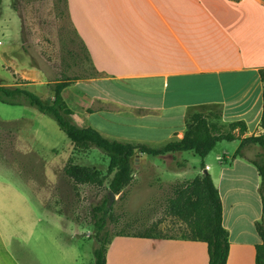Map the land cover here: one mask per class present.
<instances>
[{
    "label": "crops",
    "instance_id": "0c3cea01",
    "mask_svg": "<svg viewBox=\"0 0 264 264\" xmlns=\"http://www.w3.org/2000/svg\"><path fill=\"white\" fill-rule=\"evenodd\" d=\"M66 4L73 32L95 72L90 78L68 79L72 85L63 92L78 126L92 127L109 139L160 148L184 138L191 112L208 111L220 112L224 124L244 122L247 133L242 139L263 133L264 0H66ZM14 48L20 83L10 87L48 88L46 82L36 84L39 70L29 65L25 50ZM48 96L47 101L54 99L52 92ZM15 107L22 109L17 116L1 121L16 127L0 128V264H42L41 258L50 257L43 248L48 246L57 250L53 264H78L81 255L56 246L50 237L53 226L43 225L39 210L44 198L65 196V184L73 181L65 168L80 154L75 155L69 139L64 150L52 146L47 139L53 136L40 125L46 119L31 108ZM230 144L224 150L222 144L216 147L215 158L205 159V170L223 203L230 241L227 264H255L256 247L262 243L256 230L263 216L261 177L254 159L244 152L234 158L240 140ZM26 155L32 162L43 161L42 174L24 173ZM175 156L153 158H159L167 172L177 173L176 181L154 163L148 167V155L137 153L131 185L159 176V186L171 192L161 203L165 220L179 224L180 235L164 232L162 221L140 233L119 231L108 246L106 264H209L207 243L180 238L186 225L167 214L166 201L175 189L205 174L201 169L193 180L184 178L189 161L182 154ZM173 163L176 169L169 168ZM137 169L143 172L136 173ZM48 211L68 231L62 216ZM152 230L164 237L140 236Z\"/></svg>",
    "mask_w": 264,
    "mask_h": 264
},
{
    "label": "rangeland",
    "instance_id": "374dc122",
    "mask_svg": "<svg viewBox=\"0 0 264 264\" xmlns=\"http://www.w3.org/2000/svg\"><path fill=\"white\" fill-rule=\"evenodd\" d=\"M14 47L24 49L30 59L29 65L39 70L38 75L40 77L35 80L36 84L41 81L48 83V88L40 86L39 89L32 88L31 90L45 101L48 100V95L53 93L52 85L55 83L68 79L95 76L87 51L81 49V44L69 22L66 0H3L0 6L1 86L10 87V84L20 83L17 74H15L18 61ZM11 49H14L12 53L6 54ZM35 75L29 72V77L36 79ZM31 109L36 115L46 119L40 125H45L51 134L50 136H53L47 141L52 146L66 149L69 140L57 122L53 118L39 113L36 109ZM21 110V108L7 106L0 102V128L14 129L15 123L5 124L1 120L17 116V112ZM230 143H219L222 144L220 150H224L227 146L230 147ZM243 152L254 160H259V157L264 155V150L258 145H250ZM181 154L189 161V169L182 174L184 178L193 180L202 169V160L192 152ZM175 157L178 160V156ZM210 157L211 159L215 158L214 151ZM24 158L28 161H25V165L27 164L25 168L27 169H24V173L30 174L32 171L43 173L44 166L41 159L35 163L32 162L29 155L24 156ZM75 159L82 166L92 167L107 173L109 157L97 148L77 155ZM148 159V167L154 163L156 167H159V172L170 176L175 181L179 179L177 173L166 171L165 165L159 158L148 156ZM180 161L182 160L179 159ZM175 164H171L169 168L176 169ZM139 171L143 172V169H137L135 172L138 173ZM158 177L156 176V178L146 182H136L122 194L114 197L108 192V185L104 188L92 185L76 186L72 181L68 185L65 184L64 197L54 196L43 199L39 210L40 216L43 218V225L50 224L53 226L50 230V237H54L56 246L71 251L76 250L81 255L78 264H94V250L97 242L94 238L93 210L95 207L103 205L106 200L110 201L111 206V216L108 221L112 237L119 231L130 234L144 232V227L159 221H162L160 228L164 232L169 235H180L179 224L170 219L165 220L161 203L171 192L168 190L169 188L167 189L161 184L159 186V181L156 180ZM145 193L146 195H144ZM225 200L228 204L230 199L225 195ZM49 208L54 209L62 216L68 231L65 230L61 220L51 216L50 211H48ZM47 243V245L51 244L50 242ZM43 248L47 250L50 257L47 260L41 258V263L53 264V259L57 256L56 248L53 246Z\"/></svg>",
    "mask_w": 264,
    "mask_h": 264
},
{
    "label": "trees",
    "instance_id": "16d2710c",
    "mask_svg": "<svg viewBox=\"0 0 264 264\" xmlns=\"http://www.w3.org/2000/svg\"><path fill=\"white\" fill-rule=\"evenodd\" d=\"M2 1L0 0V6ZM260 77L263 84L261 135L242 139L247 133V125L244 122L224 124L221 122L220 112L193 111L186 117L184 138L160 148L111 140L92 127H80L75 124L74 113L63 97L64 90L72 85L71 80L59 81L52 85L54 99L50 102L31 91L0 85V102L7 106L34 108L39 113L53 118L71 141L75 155L87 153L94 148L104 152L109 157L106 174L101 170L77 164L75 156L69 160L65 173L76 186L92 185L104 188L108 185V192L117 196L134 180L133 158L137 153L163 157L192 152L202 160L201 168L205 170V159L219 143L240 140L241 145L234 158L242 157L243 150L250 145H258L264 150V69L260 70ZM237 131L241 136L237 135ZM252 163L260 173V194L263 201V216L256 224L262 243L256 247L255 264H264V155ZM165 206L169 216L186 225L180 238L207 243L209 264H227L230 252L229 233L223 225L222 199L209 173L198 176L188 185L177 187L174 196L166 201ZM93 213L94 238L97 242L94 264H106L108 246L112 239L108 221L111 216L110 201L106 200L103 205L95 207ZM140 236L164 237L163 233L154 230L150 231V234Z\"/></svg>",
    "mask_w": 264,
    "mask_h": 264
},
{
    "label": "water",
    "instance_id": "95a60500",
    "mask_svg": "<svg viewBox=\"0 0 264 264\" xmlns=\"http://www.w3.org/2000/svg\"><path fill=\"white\" fill-rule=\"evenodd\" d=\"M204 173H205V174H207V173H208V172H207V170H205V171H204ZM111 195H112V197H114V196H115V195H114V194H112V193H111Z\"/></svg>",
    "mask_w": 264,
    "mask_h": 264
}]
</instances>
